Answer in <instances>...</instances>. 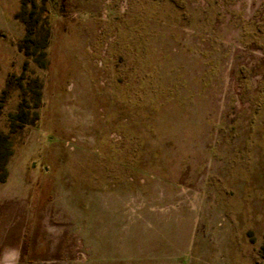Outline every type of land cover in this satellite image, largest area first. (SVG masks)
I'll return each instance as SVG.
<instances>
[{"label": "rangeland", "instance_id": "obj_1", "mask_svg": "<svg viewBox=\"0 0 264 264\" xmlns=\"http://www.w3.org/2000/svg\"><path fill=\"white\" fill-rule=\"evenodd\" d=\"M3 160L0 264H264V0H0Z\"/></svg>", "mask_w": 264, "mask_h": 264}, {"label": "trees", "instance_id": "obj_2", "mask_svg": "<svg viewBox=\"0 0 264 264\" xmlns=\"http://www.w3.org/2000/svg\"><path fill=\"white\" fill-rule=\"evenodd\" d=\"M5 160V159H4ZM4 160L2 161L3 163H1V167L0 170L2 171L4 169ZM6 178V173L4 172L1 176H0V181H4Z\"/></svg>", "mask_w": 264, "mask_h": 264}]
</instances>
